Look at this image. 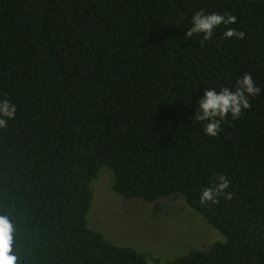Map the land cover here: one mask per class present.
<instances>
[{"label": "trees", "instance_id": "obj_1", "mask_svg": "<svg viewBox=\"0 0 264 264\" xmlns=\"http://www.w3.org/2000/svg\"><path fill=\"white\" fill-rule=\"evenodd\" d=\"M201 9L236 23L188 38ZM244 73L261 94L206 135L198 100ZM5 98L0 216L17 264H264V0H0ZM102 168L126 199L180 195L224 240L164 263L113 243L86 221ZM217 175L233 198L201 206Z\"/></svg>", "mask_w": 264, "mask_h": 264}, {"label": "rangeland", "instance_id": "obj_2", "mask_svg": "<svg viewBox=\"0 0 264 264\" xmlns=\"http://www.w3.org/2000/svg\"><path fill=\"white\" fill-rule=\"evenodd\" d=\"M110 174L102 168L91 182L92 203L86 221L113 243L135 248L149 262L164 263L224 240L180 195L153 202L126 199L111 189Z\"/></svg>", "mask_w": 264, "mask_h": 264}, {"label": "clouds", "instance_id": "obj_3", "mask_svg": "<svg viewBox=\"0 0 264 264\" xmlns=\"http://www.w3.org/2000/svg\"><path fill=\"white\" fill-rule=\"evenodd\" d=\"M236 23L235 15L205 13L203 9L196 11L191 17V27L185 36L191 38L193 34H203V40L208 41L213 36V30L223 24L225 26ZM224 38L243 39L245 33L236 28H227L223 33ZM262 89L253 80L251 73H244L236 81L235 88L223 87L205 89L203 98L197 102V111L194 113V122H206L205 134L216 137L221 131V123L230 115L233 120H238L245 110L251 108L249 97L261 94ZM17 107L8 99L0 100V129L6 128L8 121L15 119ZM230 181L225 175H217L215 182L202 189L199 203L201 206L217 204L220 197L225 200L233 198L232 192H227ZM13 226L5 216H0V264H17V258L12 253Z\"/></svg>", "mask_w": 264, "mask_h": 264}]
</instances>
